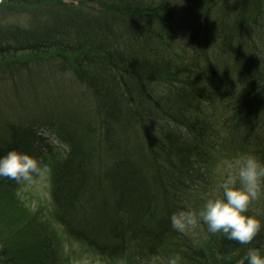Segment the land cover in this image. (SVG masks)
Masks as SVG:
<instances>
[{
	"label": "trees",
	"instance_id": "trees-1",
	"mask_svg": "<svg viewBox=\"0 0 264 264\" xmlns=\"http://www.w3.org/2000/svg\"><path fill=\"white\" fill-rule=\"evenodd\" d=\"M223 132L264 159V0H0V156L42 158L56 221L103 257L238 264L264 251V229L201 243L171 225L209 192ZM21 182L0 177V264H62ZM248 214L264 222V200Z\"/></svg>",
	"mask_w": 264,
	"mask_h": 264
},
{
	"label": "clouds",
	"instance_id": "clouds-1",
	"mask_svg": "<svg viewBox=\"0 0 264 264\" xmlns=\"http://www.w3.org/2000/svg\"><path fill=\"white\" fill-rule=\"evenodd\" d=\"M47 166L42 158L19 149H12L0 156V177L15 181L32 182L43 178ZM264 195V159L254 153H247L236 161L234 171L222 178L218 194L206 199L199 209L181 207L171 214V225L178 232H187L201 222L212 233L222 232L229 240L241 244L252 242L264 229V222L249 209L254 200ZM182 255L175 253L167 264H182ZM238 264H264V251L250 247Z\"/></svg>",
	"mask_w": 264,
	"mask_h": 264
},
{
	"label": "rangeland",
	"instance_id": "rangeland-1",
	"mask_svg": "<svg viewBox=\"0 0 264 264\" xmlns=\"http://www.w3.org/2000/svg\"><path fill=\"white\" fill-rule=\"evenodd\" d=\"M40 73L41 80L34 81L42 83L50 82L52 75L48 73ZM38 78V77H37ZM43 82V83H44ZM28 110H33L32 102ZM214 144L217 148L213 147V157L209 172L213 176V181L210 183L209 192L205 193L199 199L201 200L198 204L197 199L194 198L192 202L196 209L203 206L204 202L210 196L218 194L219 184L229 171H234L236 167V161L239 157L244 156L242 150L238 146H233L228 138L226 132H223ZM49 167V166H48ZM47 167V172L43 178L36 177L34 181H22L18 188V198L29 207L30 213L37 216H42L49 221L50 231L58 240V244L61 248V254L63 257L62 264H128V259L125 257L111 259L109 257H103L96 250L85 246L80 241L71 238L66 229L56 221V208L52 199V171ZM264 195L259 200H254L250 207L259 209L262 206ZM27 216L30 214L25 211ZM190 237L201 243L210 242V231L208 226L201 222L194 228L187 231Z\"/></svg>",
	"mask_w": 264,
	"mask_h": 264
}]
</instances>
